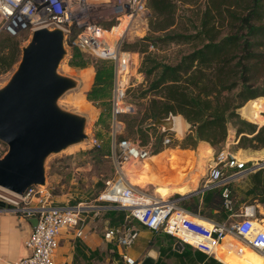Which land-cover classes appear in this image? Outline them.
<instances>
[{
  "label": "built area",
  "instance_id": "obj_1",
  "mask_svg": "<svg viewBox=\"0 0 264 264\" xmlns=\"http://www.w3.org/2000/svg\"><path fill=\"white\" fill-rule=\"evenodd\" d=\"M150 16L146 0H0V33L12 36L25 34L31 39L36 30L61 28L65 34V46L69 49L110 60L113 64L112 106L116 116L117 113L132 110L125 99L129 88L137 85L130 72L134 65L132 53L124 50L123 44L133 27L140 21H147ZM109 31L116 33L113 44L105 35ZM84 143L97 148L101 147L102 142L89 136ZM118 147L123 162L134 158L144 160L151 154V151L130 139L119 141ZM245 169L247 172L251 167ZM227 178L230 176L213 180L206 186L213 189L226 185L231 181L218 182ZM55 189V185L46 183L33 185L19 194L0 187V202L13 206L12 210L0 207V212L25 218L30 225L23 239L25 254L8 264H58L57 253L63 234H70L73 239L83 238L86 235V218L95 219L102 211L123 209L128 210L127 219H135L150 232L169 235L219 261L218 250L223 246L239 255L247 248L264 260V227L256 217L255 208L247 206L232 211L233 202L228 187L223 190V196L229 216L223 221L206 218L198 212L133 187L122 173L117 179L108 181L106 188L96 198L103 205L84 202L74 206L57 205L54 201ZM31 218L38 219L36 226L30 224ZM233 218L235 220L231 223ZM127 219L119 225L106 224L103 237L107 246H112L108 253L114 252L113 245L119 249L130 248L138 239L140 230ZM202 220L208 221L209 225ZM188 236L191 241L187 239ZM227 236L233 239L231 244H227ZM121 257L122 264H140L125 252H121Z\"/></svg>",
  "mask_w": 264,
  "mask_h": 264
},
{
  "label": "rangeland",
  "instance_id": "obj_2",
  "mask_svg": "<svg viewBox=\"0 0 264 264\" xmlns=\"http://www.w3.org/2000/svg\"><path fill=\"white\" fill-rule=\"evenodd\" d=\"M239 1L240 0H191L190 4L180 1L177 3L176 24L165 31H159L154 34H156V36L172 35L176 33L190 34L199 24L205 10L208 7H213V2L227 14L232 2L235 4L234 6L238 8V5L240 4ZM240 9L241 8H239V10ZM149 30L150 17L147 21H140L136 24L131 33L127 36L125 42L134 43L136 39L149 34ZM15 40L19 42L21 50L22 47L30 41L25 34L15 37ZM66 48L68 49V54L62 61L59 71L64 75L77 79L79 81V86L65 93L59 100V104L67 110L85 115L88 119L86 130L88 136H94L102 143L101 147L94 148L87 143H84V141L48 157L46 161L47 183L56 186L54 192L55 204L62 206H74L80 202H84L85 204L103 205L101 202L96 201V198L106 188L107 182L117 179L120 176V173H122L131 186L158 196H161L160 194L164 195V186H158V184L151 181L152 174H156L158 179H161V171L165 168L163 160L157 163L155 159L160 153L166 150L183 148L186 146L187 141L192 137L196 138L198 143L200 142L196 154V169L200 159L199 148L202 144L201 141H203L206 136L203 138L198 137V128L194 126L193 123L188 122L183 116L175 115L184 121L185 130L183 133H179L177 130H165L163 126L154 125V121L152 119L145 118L147 98H142V91L147 87L148 82L145 74L140 71L141 62L144 57L142 53L127 50L133 54L134 65H132L130 72L133 80H137V85L129 88L125 99V102L132 106V110L127 111L129 113L123 115H121L123 112L117 113L115 116L112 106V62L110 60L98 58L88 52L78 49H69L68 47ZM192 48L193 45L190 43L160 41L154 43V47L150 48V51L151 54L159 61L175 64L180 60L183 54L191 51ZM17 66L18 63L15 64L10 71L0 74V87L4 86L9 81ZM236 92L237 91H234L232 94L234 95ZM230 100L235 102L232 104L234 106L242 105L237 100ZM251 101L252 100H249L245 104L247 105ZM262 101L260 100L261 103ZM259 106V101L252 104V107L257 111V115L262 113L264 116V112L259 109ZM238 112L240 113L241 120L249 124L256 125L258 129L264 125V122L260 124L252 122L244 118L242 112L239 110ZM215 115L216 114L213 113L206 114L203 118L196 121V123L200 124L203 121L207 123L208 120H213ZM224 120L225 121L220 120L215 125L219 126L225 123L226 125L224 126H228L229 128L228 138L222 146L211 145L214 148V150H212V154L214 153V155H216L218 152L225 149L235 155L239 153L240 157L241 154L246 155V151L249 152L248 154H258L263 150H253L249 142H241L242 136L249 134L239 135L238 130L240 128H247V126L242 125L239 120L233 117L231 119L226 118ZM208 127L209 126L205 124L204 128L202 127V132L205 133V131L211 129V127ZM250 132H255V128L251 129ZM124 139L137 141L141 148L151 151V158L147 159L145 163L138 159L123 162L122 157H120L118 143ZM167 140L169 141L167 142ZM246 147L247 149H245ZM7 150L8 145L0 140V158L4 156ZM157 150L162 151L156 153ZM263 161L264 158L259 160L256 164L251 165V168L253 167L252 170H258L260 165L259 163ZM205 162V166H201L200 169V174L201 176L203 175L200 185L199 182L197 183L196 181V184H193V186H199L200 188L201 186L207 184L208 179L206 178V174L209 160H206ZM141 163H144L143 169L139 171L136 167ZM245 170L246 169L239 172L230 171L226 173V175H229L231 178L229 179V181H231L229 186L233 202L232 211L235 212L240 210V208L254 206L256 217L262 221L264 220V202L262 201L263 195L259 194V192L253 191L251 181L252 173H250V175H246ZM193 171L180 184L183 186L182 188L184 192L187 190L184 189L183 184L188 180ZM185 186L188 187V185ZM174 193L175 192H171L169 194ZM202 210H204V207H202L201 211ZM111 211H102L99 216L95 217V224L100 223L102 224V227L104 226V229H102L103 236L106 224L119 225L123 224V222L127 219L128 210H125L122 213H117L118 210H116L117 212L114 214H111ZM0 213H4V215L8 216L13 215L7 212ZM227 213L229 212L224 210L221 212L205 210V214H202L205 215L204 217L206 218L221 221L222 219L228 217ZM91 218H86V226ZM127 220L133 225H139V223L133 218H129ZM234 220V218L231 219V223L234 222ZM105 221H108L109 223H106ZM154 235L155 247L157 250L159 247L158 251H160V255L165 254L159 264L216 263L215 260L217 259L194 249L189 244L176 249L175 243L177 240H175V238L173 239L165 234L154 233ZM106 247L107 246H105V248ZM109 247L111 248L112 246L109 245ZM78 249L74 253L72 264H93L97 262L102 264H122L123 261L121 257V250L114 245V252L112 254H110L111 252L108 253L109 250L106 248L103 251L100 250L99 254H92L91 252L86 253L87 258L81 256ZM71 252H73V250L68 249L66 254L69 255ZM217 261L220 262L219 260Z\"/></svg>",
  "mask_w": 264,
  "mask_h": 264
},
{
  "label": "trees",
  "instance_id": "obj_3",
  "mask_svg": "<svg viewBox=\"0 0 264 264\" xmlns=\"http://www.w3.org/2000/svg\"><path fill=\"white\" fill-rule=\"evenodd\" d=\"M180 1L191 3V0H146L151 11L149 34L136 39L134 43L123 44L124 49L144 55L140 71L145 74L148 82L142 91V98H147L145 118L155 122L157 118H168L173 114L196 123L206 114H216L213 120L196 125L199 130L197 134L201 138L206 136L201 142L222 146L228 138L229 128L224 126L225 123L219 126L215 124L233 117L247 126L238 130L239 135L249 134L242 136L241 142H249L253 150L264 149V125L258 129L256 125L241 120L238 112H242L243 117L252 122H264L262 113L257 115L252 107L253 103L259 101V109L264 112V0H240L238 8L232 2L227 14L213 2V7L205 10L199 24L190 34L156 36L154 33L165 31L176 24L177 3ZM15 37L17 36L0 33V74L10 71L20 62L22 50ZM160 41L190 43L193 48L183 54L177 63H165L150 51L154 43ZM234 91L237 92L233 95ZM230 99L244 105L234 106L232 104L235 102ZM249 100L252 101L246 105ZM260 100H263L262 103ZM205 124L211 129L204 133L202 127ZM253 128L255 132L252 133L250 131ZM199 143L192 137L183 148L160 153L155 161L158 163L163 160L165 168L161 171V179L152 174L151 181L166 188L180 185L195 168ZM161 151L157 150L156 153ZM199 157L196 169L183 184L185 190L196 184L201 176V166H205V161L212 158V150L201 149ZM250 173L252 189L263 195L264 202V165L258 170L251 168L245 174ZM230 183L208 190L202 211L196 198L183 201L182 205L201 215L205 214V210L226 211L223 190L226 187L230 189ZM123 211L125 210L110 213ZM154 241L155 237L150 246L155 245ZM107 248L109 250V246ZM91 253L99 254L100 250ZM164 255L161 254L156 264L160 263ZM214 264L221 263L216 261Z\"/></svg>",
  "mask_w": 264,
  "mask_h": 264
},
{
  "label": "water",
  "instance_id": "obj_4",
  "mask_svg": "<svg viewBox=\"0 0 264 264\" xmlns=\"http://www.w3.org/2000/svg\"><path fill=\"white\" fill-rule=\"evenodd\" d=\"M67 54L61 28L36 30L22 47L20 62L9 81L0 87V140L8 145L0 158V187L22 194L33 185H45L48 157L89 138L87 117L59 104L65 93L79 86L77 79L59 71ZM175 117L157 118L154 125L171 130ZM259 164L262 167L264 161ZM207 189L204 186L180 198ZM0 207L13 209L4 202ZM30 222L36 226L38 219ZM178 247H183L179 240ZM158 253L151 248L140 264H156Z\"/></svg>",
  "mask_w": 264,
  "mask_h": 264
},
{
  "label": "crops",
  "instance_id": "obj_5",
  "mask_svg": "<svg viewBox=\"0 0 264 264\" xmlns=\"http://www.w3.org/2000/svg\"><path fill=\"white\" fill-rule=\"evenodd\" d=\"M201 143L202 144L199 148V151L201 149L203 151H206V149L214 150V148L211 146V144H209L207 142H201ZM225 147H226V145H225ZM150 156H151V154H150ZM213 156H214V153L212 154V157ZM209 162H210V160H209ZM229 179L230 178H227L223 181H220V182H218V184L224 183ZM198 182H199V179L197 180V183ZM158 186H160V185H158ZM179 186H182V185H179ZM179 186L177 185V187H179ZM204 186H206V184L201 186L200 188H202ZM164 188H166V187H164ZM197 189H199V186H190L189 190H187L185 192H175L174 194L169 196L166 199V201H171L173 203L180 205L183 208H186L182 205V202L183 201H189L191 198H196L199 201V208L201 210L203 207V204H204V197L206 196L208 190H211L210 188L203 191V192H197V193H194L192 195H188L186 197L180 198V196H183L185 194L193 192ZM228 216H229V214H228ZM226 219H228V217L222 219L221 221L226 220ZM95 223H96L95 219H93V218H92V220H90L88 222V224L86 226V235L83 238L73 239L72 235H70V234H63L62 235L61 242H60V248H59L58 253H57V263L58 264H72L74 253L76 252V250L78 248H79L78 251L81 253V256H83V257H86L87 255H85V254L88 252L95 251V250L103 251L104 249L107 248V247L105 248V246H107V243H106V241L103 237V233H102V229H104L103 228L104 226L102 227V224H100V223L95 224ZM30 224H31V222H30ZM137 227L140 230V233H139V237L136 240L135 244L130 248H124V249L120 248V250H121V252L127 253L129 256L135 258L136 260H138L141 263L151 248H155V249H157V248L155 247V245L150 246L151 240L155 237L154 233L150 232L149 230L145 229L144 227H142L140 225H138ZM29 230H30V225H29V221L27 219L22 218V217L17 216V215L8 216V215H4V213H0V264H8L10 261H14V260L20 258L21 256H23L25 254V249L23 246V239L26 236V234L29 232ZM169 237H171V236H169ZM174 243H175V241H174ZM185 245H187V244H183V246H185ZM175 246H176V243H175ZM179 248H182V247H179ZM68 249L73 250V252H71V254H69V255L66 254ZM158 250H159V247H158ZM158 252H159L158 258L156 261H158V259L161 256L160 251H158Z\"/></svg>",
  "mask_w": 264,
  "mask_h": 264
},
{
  "label": "bare ground",
  "instance_id": "obj_6",
  "mask_svg": "<svg viewBox=\"0 0 264 264\" xmlns=\"http://www.w3.org/2000/svg\"><path fill=\"white\" fill-rule=\"evenodd\" d=\"M105 35L107 36L109 41H111V43L113 44V41H114L115 36H116L115 31H112V32L109 31V32L105 33ZM131 56L133 58V54ZM133 60H134V58H133ZM86 130H87V128H86ZM173 130H177L179 133H183V131L185 130L184 121L180 117L176 116L174 118ZM246 152H245L246 155L241 154L239 157V153H237V155H235V154L228 152L227 150L223 149L220 152H218L216 155H214L213 158L210 159V162L207 166V174H206V178L208 179L207 183H209L213 180H219L220 178L227 176L226 175L227 172H230V171H237L238 172V171L243 170L245 168H248V167L250 168L251 165L256 164L257 162H259V160L264 158V149L258 154L257 153L248 154L249 152H247V153ZM151 156L148 157L147 159H150ZM147 159L140 160V161L145 163ZM133 160H136V159L134 158ZM143 164L141 163L140 165H138L136 167V169L141 171L143 169ZM123 168H125V167H123ZM204 170H205V168H204ZM202 176L199 179V185H200ZM171 192H184V190L181 186L176 187V188L169 187V188L164 189V195H166V196H164L163 194H160L161 196H158V195L153 194V193H150V194L156 195V196L166 200L169 196L172 195V194H169ZM202 221L205 225H209L208 221H206V220H202ZM261 225H263V227H264V221L263 220L261 221ZM187 239L189 241H191V237L188 236ZM226 242H227V244H231L233 242V239L230 236H227ZM221 249L218 250V255H217V257L220 259L219 263H221V264H264V260L262 257H260L258 254L254 253L253 251H251L247 248L244 249V253L242 255H239L236 252H231V251L226 250L225 246H223ZM214 259H216V258H214Z\"/></svg>",
  "mask_w": 264,
  "mask_h": 264
}]
</instances>
